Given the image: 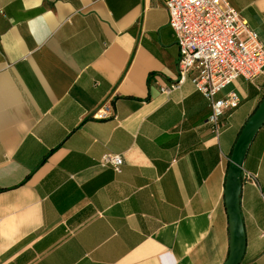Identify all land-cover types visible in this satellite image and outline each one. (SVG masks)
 Instances as JSON below:
<instances>
[{
    "label": "crops",
    "instance_id": "crops-1",
    "mask_svg": "<svg viewBox=\"0 0 264 264\" xmlns=\"http://www.w3.org/2000/svg\"><path fill=\"white\" fill-rule=\"evenodd\" d=\"M227 1L264 46V0ZM178 58L161 0H0V264L225 263L230 155L264 73L218 93L239 105L214 137L189 80L160 93ZM240 210V264H264V124Z\"/></svg>",
    "mask_w": 264,
    "mask_h": 264
},
{
    "label": "built area",
    "instance_id": "built-area-1",
    "mask_svg": "<svg viewBox=\"0 0 264 264\" xmlns=\"http://www.w3.org/2000/svg\"><path fill=\"white\" fill-rule=\"evenodd\" d=\"M168 14V25L175 35L179 58L177 79L160 88L170 94L187 80L208 101L206 120L210 132H222L221 118L238 107L234 92L218 98V93L238 78L253 82L264 73V46L256 31L227 0H161ZM112 116L110 108L101 105L92 114L96 120ZM123 164L119 155L100 157V168L118 173ZM248 179L253 181L251 175Z\"/></svg>",
    "mask_w": 264,
    "mask_h": 264
},
{
    "label": "water",
    "instance_id": "water-1",
    "mask_svg": "<svg viewBox=\"0 0 264 264\" xmlns=\"http://www.w3.org/2000/svg\"><path fill=\"white\" fill-rule=\"evenodd\" d=\"M264 124V98L250 115L234 143L228 165L224 203L228 217L229 252L224 264H240L245 250V232L240 210L242 164L249 145Z\"/></svg>",
    "mask_w": 264,
    "mask_h": 264
}]
</instances>
